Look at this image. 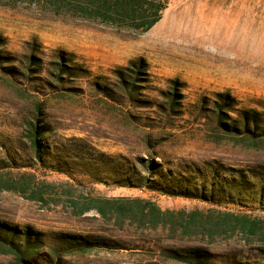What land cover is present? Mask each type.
Instances as JSON below:
<instances>
[{
    "label": "rangeland",
    "instance_id": "rangeland-1",
    "mask_svg": "<svg viewBox=\"0 0 264 264\" xmlns=\"http://www.w3.org/2000/svg\"><path fill=\"white\" fill-rule=\"evenodd\" d=\"M223 105L264 128V0H168L145 33L0 8V238L30 264H264V138Z\"/></svg>",
    "mask_w": 264,
    "mask_h": 264
},
{
    "label": "trees",
    "instance_id": "trees-1",
    "mask_svg": "<svg viewBox=\"0 0 264 264\" xmlns=\"http://www.w3.org/2000/svg\"><path fill=\"white\" fill-rule=\"evenodd\" d=\"M22 5L32 7L41 14L54 18L70 19L129 32L145 33L158 23L162 12L167 8L168 0H0V8H15ZM227 98L230 97L227 96ZM222 108L226 113L237 115L235 120L224 115L231 123V127H228V129L233 130L232 132L253 140L264 138V135H259V132L264 133V128L259 129L256 118L258 114L256 112L246 113L250 116L247 118L241 111H235L231 105H228V107L223 105ZM220 114L224 113L220 111ZM28 132L32 149L35 153H39L41 135L39 129L32 126V129ZM103 204L110 205V202L103 201ZM82 212L83 210H80L77 214ZM97 212L101 216L104 215L102 210L97 209ZM1 240L3 242L2 245L0 244L1 254L16 257L19 261L18 264H30L28 258L31 254L27 247L21 249L11 241Z\"/></svg>",
    "mask_w": 264,
    "mask_h": 264
}]
</instances>
